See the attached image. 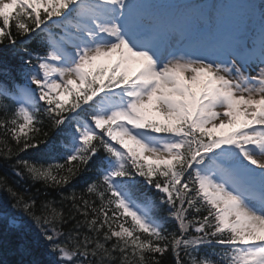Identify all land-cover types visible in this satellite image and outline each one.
Listing matches in <instances>:
<instances>
[{
  "label": "snow or ice",
  "instance_id": "snow-or-ice-1",
  "mask_svg": "<svg viewBox=\"0 0 264 264\" xmlns=\"http://www.w3.org/2000/svg\"><path fill=\"white\" fill-rule=\"evenodd\" d=\"M204 3L0 0V51L20 61L0 67V157L49 188L95 171L68 216L0 176L12 264H264V0L193 40L220 21Z\"/></svg>",
  "mask_w": 264,
  "mask_h": 264
},
{
  "label": "trees",
  "instance_id": "trees-1",
  "mask_svg": "<svg viewBox=\"0 0 264 264\" xmlns=\"http://www.w3.org/2000/svg\"><path fill=\"white\" fill-rule=\"evenodd\" d=\"M33 47H38V45L34 42ZM7 61L9 65L13 67H19L20 61L18 59H13L11 56H5V54L0 51V67L3 66V63ZM2 79V77H0ZM18 80H21L17 78ZM0 118H3V113L0 112ZM44 130L49 133V139H56L58 137V133L60 129L53 128L51 124L45 120ZM2 135V132H0ZM22 158L32 159L33 157L27 153L21 154ZM16 157H13L11 160H5L0 157V176H7L8 183L16 188L17 191L26 194V198L33 197L38 202H42L45 200L55 201L56 206L58 208H63L65 210L66 216L69 214L75 215L74 210L71 207V201L66 200L65 197H68L72 194L73 191L77 195L83 193L85 187V179L92 180L95 178V171L88 172L85 174L84 178H78L74 180L72 185L65 187L63 189L59 188H49L40 183H33L30 179L24 178L21 179L17 177L13 172V166L16 163ZM22 171V169H21ZM0 199H9L7 197V193L0 189ZM14 202V201H11ZM19 215V213H16ZM83 217L76 216V219L73 220L71 218L68 219V222L63 226V230L66 233L72 232L76 225V220H82ZM82 233L86 232L87 229H81ZM5 232V225L0 223V233ZM4 244L0 246V264H4L5 261L8 264H12L13 261L18 260L20 257L15 255L10 249L14 246V240L10 236H3ZM164 264H175L174 258L171 255H168L164 258Z\"/></svg>",
  "mask_w": 264,
  "mask_h": 264
},
{
  "label": "rangeland",
  "instance_id": "rangeland-1",
  "mask_svg": "<svg viewBox=\"0 0 264 264\" xmlns=\"http://www.w3.org/2000/svg\"><path fill=\"white\" fill-rule=\"evenodd\" d=\"M235 1H237V0H225V4H226V7L224 8V10H228L229 12H232L233 10V8H232V6H228L229 4H231L232 2H235ZM192 5H194V6H199V7H201V8H203V6L205 5V3H204V0H192L191 2H190ZM217 6H218V1L216 2V4H215V9H217ZM240 8H241V10L242 11H246V9H245V7H243V6H240ZM223 10V11H224ZM174 12V10H171V12H170V10L169 11H167L166 13H173ZM228 15H231L232 16V14H228ZM244 15V14H243ZM245 16H246V14H245ZM237 18H238V16H235V20H237ZM193 19V18H192ZM220 19H221V21L222 22H226L228 19L225 17V16H222V17H220ZM195 23H196V21L193 23L192 22V25H195ZM203 29L204 28H199V27H196L195 28V30L193 31V33H192V35H194V36H196L197 37V39H199V37H201L202 36V32H203ZM227 36H228V30L226 29V30H224L223 32H222V34H220V35H218L217 37L219 38V39H226L227 38Z\"/></svg>",
  "mask_w": 264,
  "mask_h": 264
}]
</instances>
